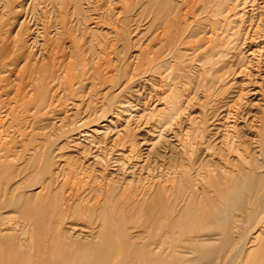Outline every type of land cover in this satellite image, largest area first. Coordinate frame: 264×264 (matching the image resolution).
<instances>
[{
    "label": "rangeland",
    "instance_id": "rangeland-1",
    "mask_svg": "<svg viewBox=\"0 0 264 264\" xmlns=\"http://www.w3.org/2000/svg\"><path fill=\"white\" fill-rule=\"evenodd\" d=\"M1 1L0 39L5 35L0 40V112L10 113L6 112V126L0 119L4 126L0 128V159L3 158L0 160V201H4L2 195L5 190L15 183L20 184L22 179L17 195L28 194L30 198L22 199L21 210L12 207L2 213L0 264H223L232 246L221 245L218 228L214 231L207 229L214 220L217 221L219 212L216 209L218 203L214 205L206 198L209 199L212 192L213 199L216 197L218 200V191L224 187L221 178H234L235 171L239 172L246 163V157L254 159L258 153L260 155L264 142V0H240L237 13H230L232 15L224 13L227 0H216L212 6L222 8L223 12L213 20H208V0H143L142 6L136 8H132L130 0H111L112 5L110 0H84L79 6L81 12L75 9L76 0H66L61 4L58 0H44L46 4L41 9L36 6L29 20L32 19V27L39 40L43 38L40 41L45 42V45L42 43L43 48L49 56L44 68L40 67L43 70L38 67L32 70V65V69L28 66L29 70H25L35 88L30 102L23 101L24 80L17 83L13 78L9 80L13 83L10 84L3 79L6 74L1 75L17 51L15 46L12 48L17 37L14 36L13 21L6 9L7 1ZM105 2L108 9L111 8V15L106 13L107 6L103 9L107 5ZM67 12L70 23L67 35L62 37L61 42H66L69 49L73 46L79 49L77 54L67 49L71 57H64L61 53L60 56L56 55L61 43H52L57 40V32ZM217 19L221 22L219 29L215 28ZM223 29L226 32L223 33ZM212 31H215L217 38L226 39L224 45V41L222 43L218 38L219 44L224 47L217 51L222 53L213 57L210 50L213 49L212 42L217 45L219 41L216 37L218 42L212 41L215 36ZM48 32L52 37L43 36ZM212 33L214 35L211 37ZM8 38H12L10 44ZM2 44L8 46L11 55ZM172 46L182 51L172 54L169 49ZM4 48L8 54L2 50ZM3 52L6 56H3ZM1 56L7 61L2 60ZM151 59L154 60L153 66H148ZM140 60H143L142 63ZM139 63L141 66L144 64L141 67ZM157 63L160 65L155 67ZM72 67L74 69L71 70ZM142 69L144 72H141ZM53 73H57V78L50 82L49 87L48 80ZM25 74H21L23 79ZM103 76L110 78L106 81ZM42 77L45 82L41 83ZM68 81L71 85L74 82L72 87ZM1 82L7 84L4 86ZM45 87H49L48 93L54 96L52 101L50 99L53 108L49 114L40 109ZM173 93L180 96L182 105L178 114L172 117L173 104L169 101ZM112 99L115 101L112 102ZM106 105L112 109L109 110ZM18 118L24 120L19 121ZM229 139L232 143L227 142ZM237 141L240 144H236ZM236 150L242 152L236 153ZM7 153L11 155L7 156ZM4 159H8L7 162ZM28 164V170L8 184L7 175L14 173L15 167L23 165L21 168H25ZM44 164L54 175L55 188L52 191L42 187L43 181L51 177L39 170ZM37 166L39 171L35 170ZM68 168L75 170L70 172ZM34 170L40 174L38 179ZM69 172L74 176L70 178L72 180L65 177L69 176ZM27 175L29 178L26 181ZM61 183L63 188L60 187ZM74 186L79 188L81 203L76 202L67 210L59 195H66ZM143 186L147 190L142 189ZM53 191L57 192V196ZM5 204L3 207L7 206ZM22 211L27 213V217ZM55 225L58 230L53 228ZM259 232H264V226H260L257 234ZM21 235L26 238L23 236V239ZM257 236L254 234L250 239L248 252L254 248V259L247 264H264V240L256 242ZM45 245L46 249H43ZM195 249L196 252H193ZM11 252L14 254L10 259Z\"/></svg>",
    "mask_w": 264,
    "mask_h": 264
},
{
    "label": "bare ground",
    "instance_id": "bare-ground-1",
    "mask_svg": "<svg viewBox=\"0 0 264 264\" xmlns=\"http://www.w3.org/2000/svg\"><path fill=\"white\" fill-rule=\"evenodd\" d=\"M4 0H2L1 2H3ZM7 2L5 3V4H7V7H6V9H7V11L9 12V14H8V16L10 15V17H11V19H12V21H13V29H14V36H16L17 38L15 39V41H14V43H13V47H12V45H11V47L14 49V46H15V48L17 49V51H16V54H15V57H14V59H12V61L10 62V64H8L7 66H5V68L3 69V74H1L2 76L4 75V74H6V76H5V78H3L4 79V81H9V80H13V78H14V80H15V82H17V83H19L20 81H21V79L22 80H24L25 81V83H23V85H24V89L22 90L23 91V101H27V102H30V100H31V96H33V94H34V89H33V83L32 82H30V78L28 77V76H26V74H25V70H26V68H27V70H29L28 69V66H30V65H32V66H34V67H32L31 68V66L29 67V68H31L32 70H34V68L36 69V67H38V68H40V67H42V68H44L43 67V65L46 63V61H48V52L47 51H45V49L43 48V44L45 43H43L42 41H40L41 39H43V38H41L40 40H39V37L38 36H36V34L34 33V28L32 27V19L31 20H29L30 19V17L32 16L33 17V13L35 12L34 10H36V6L38 7L39 6V8L41 7V6H43V5H45L46 3H45V1L44 0H36V1H33V0H6ZM47 1H49V0H47ZM52 1V0H51ZM63 1H66V0H58V2H59V4H61ZM82 1H84V0H76V11H78V12H81L82 11V9L80 10L79 9V6H80V4L82 3ZM131 1V4H132V8H136V7H138V6H142V2H143V0H130ZM130 1H128V2H130ZM171 1V0H170ZM198 1V0H197ZM215 1L216 0H208V5H207V7H206V11L209 13V15H210V19H209V17H208V20H213V18L214 17H217V16H219V15H221L222 14V12H223V9L222 8H214L213 6H212V4H214L215 3ZM232 1H233V3H234V5H232L233 3H232ZM250 1V0H249ZM108 2V1H107ZM110 2H111V0H110ZM173 2V1H172ZM4 3V2H3ZM52 3V2H51ZM84 3V2H83ZM112 3L113 2H111V5H112ZM178 3V2H177ZM177 3H176V6H177ZM231 3V4H230ZM37 4V5H36ZM66 4H67V2H66ZM89 4V3H88ZM105 4H107L106 2H105ZM227 7H225L224 8V13H227L228 15L230 14V13H232V14H236L237 13V9H238V7L240 6V0H227ZM246 4V3H245ZM104 5V4H103ZM126 5H127V2H126ZM146 5V4H145ZM168 5V4H167ZM51 6L53 7V5L51 4ZM59 6H61V5H59ZM82 6H84V4L82 5ZM105 6H107L106 8H105ZM5 7V6H4ZM60 8V7H59ZM105 8V10H107L108 12H106V13H109L110 12V10H111V8H109L108 9V4L107 5H104V7H103V9ZM176 8V7H175ZM41 9V8H40ZM102 9V10H103ZM122 9V8H121ZM87 10V9H86ZM104 10V11H105ZM140 10V9H139ZM138 10V11H139ZM58 11H59V9H58ZM131 11H132V9H131ZM38 12V11H37ZM113 12V11H112ZM111 12V13H112ZM116 12V11H115ZM119 12H121V11H119ZM137 12V11H136ZM57 13V12H56ZM114 13V12H113ZM117 13H118V11H117ZM154 13H156V11L154 12ZM175 13V12H174ZM39 14V13H38ZM110 14V13H109ZM159 14H160V11H159ZM232 14H230V15H232ZM6 15H7V13H6ZM71 15V14H70ZM111 15V14H110ZM114 15V14H113ZM118 15V14H117ZM125 15V14H124ZM133 15V14H132ZM151 15V14H150ZM206 15L208 16V14L206 13ZM237 15H239V14H237ZM3 16V15H2ZM108 17V16H107ZM120 17L121 16H119V19H120ZM153 18L154 17H156V15L155 16H152ZM169 17V16H168ZM118 17H116V19H117ZM123 18H124V16H123ZM153 18L151 19V20H153ZM226 18L228 19L229 17H227L226 16ZM231 18V17H230ZM234 18H235V15H234ZM11 19H9L10 21H11ZM36 19V18H35ZM69 19H70V16L68 15V12H67V14H65V16H64V19H63V21H62V27L60 28V30H59V32H57V29H56V32H57V40H53L52 41V43H54V41H56V43H58L57 45H59V43H61V46H59L58 48H57V50H56V53H58V54H56L54 51V53L56 54V55H61V54H63V56L64 57H67V56H69L67 53H68V51H67V49H69V48H67V43L66 42H61V40H63L62 39V37H66V35H67V32H68V27H69ZM91 19V18H90ZM90 19H88V21L90 20ZM115 19V20H116ZM156 19V18H155ZM169 19V18H168ZM4 20V19H3ZM2 20V21H3ZM80 20V19H79ZM173 20V19H172ZM229 20V19H228ZM1 21V20H0ZM38 21V20H37ZM56 21H57V19H56ZM87 21V22H88ZM155 21V20H154ZM153 21V22H154ZM216 21V25H215V28L217 29V27L218 26H220L221 24V22H220V20L219 19H217V20H215ZM215 21H213V22H215ZM223 21V20H222ZM226 21V20H225ZM235 21V20H234ZM212 22V23H213ZM226 22H228V21H226ZM230 22V21H229ZM236 22H237V19H236ZM81 23V22H80ZM168 23H169V20H168ZM212 23H211V25H212ZM222 23H224V21L222 22ZM233 23V22H232ZM235 23V22H234ZM238 24H239V22H237ZM1 24H2V22H1ZM0 24V25H1ZM9 24H10V22H9ZM116 24H117V22H116ZM167 26L169 25V24H167V23H165ZM225 24H229V23H225ZM225 24H224V26H225ZM8 25V24H7ZM6 25V26H7ZM57 25V24H56ZM87 25H89V24H87ZM151 25V24H150ZM165 25V26H166ZM194 25V24H193ZM193 25H191L190 27H192ZM232 25V24H231ZM73 26V25H72ZM72 26H71V28H72ZM92 26H93V24H92ZM166 26V27H167ZM223 26V27H224ZM38 27V26H37ZM49 27V26H48ZM87 27H89V26H87ZM95 27V26H94ZM150 27V26H149ZM187 26H185L184 28H186ZM207 27H208V25H207ZM222 27V28H223ZM225 27H228V25H226ZM50 28V27H49ZM55 28H57L56 26H55ZM70 28V29H71ZM91 28H93V27H91ZM124 28V27H123ZM151 28V27H150ZM168 28V27H167ZM182 28H183V26H182ZM221 28V27H220ZM10 29H12V28H10ZM47 30H48V28H46ZM88 29H90V28H88ZM163 29H164V26H163ZM162 29V30H163ZM214 28H212V30H213ZM218 29H219V27H218ZM232 29V28H231ZM46 30V31H47ZM72 30V29H71ZM93 30H95V29H93ZM125 30V29H124ZM188 30H190V28L188 29ZM215 30V29H214ZM2 31V30H1ZM8 31H9V29H8ZM12 30H10V33H13V32H11ZM125 31H127V30H125ZM165 31V30H164ZM228 31V30H227ZM36 32H38L37 30H36ZM55 32V31H54ZM54 32H52V33H54ZM56 32H55V34H56ZM194 32V31H193ZM210 32H211V30H210ZM209 32V33H210ZM212 32H214V34H215V36L212 38V41H219V39L221 40V42L222 41H224V45H225V40H223L222 38H217L216 37V33H215V31H212ZM217 32V31H216ZM219 32V31H218ZM224 32H226V30L224 31V29H223V33ZM8 33V32H7ZM72 33V32H71ZM163 33V32H162ZM176 33V32H175ZM188 33V32H187ZM222 33V34H223ZM129 34V33H128ZM159 34V33H158ZM161 34V33H160ZM190 34V33H189ZM188 34V35H189ZM203 34V33H202ZM213 33H212V35H211V37L214 35ZM218 34V33H217ZM221 34V33H220ZM228 34V33H227ZM239 34V33H238ZM5 35V34H4ZM4 35H3V38H4ZM10 35V34H9ZM13 35V34H12ZM50 34H49V32L48 33H45V35H43L44 37H47V36H49ZM162 35V34H161ZM170 35V34H169ZM171 35H174V34H172L171 33ZM175 35H177V34H175ZM188 35H186V36H188ZM223 35H225V34H223ZM222 35V36H223ZM14 36H13V39H14ZM121 36V35H120ZM129 36V35H128ZM156 36H158V35H156ZM234 36V35H233ZM2 37V36H1ZM7 37H8V35H7ZM40 37H42V35H40ZM49 37H52V34H51V36H49ZM54 37H56V36H54ZM53 37V38H54ZM162 37V36H161ZM215 37L217 38V40L215 39ZM3 38H1L0 40H3ZM169 38H171V36L169 37ZM177 38V37H176ZM223 38H225V37H223ZM229 38V37H228ZM9 39V38H8ZM12 39V38H11ZM11 39H9L8 40V42L11 40ZM49 39V41H50V38H48ZM157 39V38H156ZM184 39H186V37H184ZM215 39V40H214ZM182 41H183V39H181ZM211 40V39H210ZM7 41V40H6ZM6 41H5V43L4 44H6ZM13 41V40H12ZM44 41H45V39H44ZM65 41V40H64ZM212 41H210V42H212ZM217 41V42H218ZM7 42V43H8ZM170 42H171V40H170ZM217 42H215V43H217ZM43 43V44H42ZM69 43V42H68ZM181 43V42H180ZM220 43V41L218 42V44L217 45H214V43L212 42V47L211 48H213V49H210L211 51H212V53H211V56L213 57L215 54H218V53H222V51H219V52H217L218 51V49L220 48V47H224V45H222V44H219ZM223 43V42H222ZM9 44H10V42H9ZM8 44V45H9ZM12 44V43H11ZM70 44L72 45V43L70 42ZM159 44H160V41H159ZM175 44V43H174ZM1 45V44H0ZM3 45V44H2ZM45 45V44H44ZM48 45V44H47ZM66 45V46H65ZM69 45V44H68ZM70 45V46H71ZM210 45H211V43H210ZM210 45H209V47H210ZM4 46V45H3ZM55 46H56V44H55ZM73 46V45H72ZM178 46H180V45H178ZM177 46V47H178ZM229 46V45H228ZM4 47H6V45L4 46ZM48 47V46H47ZM3 48V47H2ZM7 48V50H8V52H10L9 51V49H8V46L6 47ZM11 48V49H12ZM73 48H74V46H73ZM71 48L70 47V49H69V52H71L72 54L74 53V54H77L78 52H79V49L78 48ZM12 49V50H13ZM170 49V52L172 53V54H176L177 52H178V48L176 49V48H174L173 46L171 47V48H169ZM226 49H227V47H226ZM0 50H1V48H0ZM2 50H5V48L4 49H2ZM51 50V49H50ZM49 50V51H50ZM207 50V49H206ZM209 50V51H210ZM6 51V50H5ZM4 51V52H5ZM179 51H182V49H180ZM3 52V56H6V55H4L5 53ZM7 52V51H6ZM8 52H7V54H8ZM13 52V51H12ZM168 52V51H167ZM226 52V51H225ZM225 52H223V55L225 54ZM49 53H51V51L49 52ZM59 53H61V54H59ZM13 54V53H12ZM10 55H11V52H10ZM10 55H8V58H10L9 56ZM50 55H52V54H50ZM55 55V56H56ZM142 56V55H141ZM145 56H146V54H145ZM169 56V55H168ZM172 56V55H171ZM208 56H210V54H208ZM53 57V56H52ZM64 57H63V59H64ZM69 57H71V54H70V56ZM105 57V56H104ZM137 57H139V56H137ZM149 58H151L150 56H148ZM152 57H154V56H152ZM3 57L1 56V59H2ZM7 58V57H6ZM55 58V57H54ZM101 58V57H100ZM135 58V57H134ZM140 58V57H139ZM138 58V59H139ZM144 60H145V58L144 57H142ZM142 58H140V59H142ZM172 58V57H171ZM215 58H217V56L215 57ZM215 58L213 59V61L215 60ZM59 59V58H58ZM66 59V58H65ZM64 59V60H65ZM71 59V58H70ZM84 59V58H83ZM86 59V58H85ZM113 59V58H112ZM137 59V58H136ZM148 59V58H147ZM152 59H154V58H152ZM151 59V60H152ZM173 59V58H172ZM221 59V58H220ZM2 60H5V58L4 59H2ZM100 60V59H99ZM104 60V59H103ZM111 60V59H110ZM150 60V59H149ZM1 61V60H0ZM5 61H7V60H5ZM69 61H71V60H69ZM143 61V60H142ZM142 61L140 60L139 62L140 63H142ZM212 61V60H211ZM211 61H209V63L211 62ZM4 62V61H3ZM82 62H84L85 63V60H83ZM100 62V61H99ZM164 62V61H163ZM53 63V62H52ZM65 63H66V60H65ZM87 63V62H86ZM85 63V64H86ZM109 63V62H108ZM122 63V62H121ZM134 63V62H133ZM137 63V62H136ZM139 63V66H141V64ZM145 63V62H144ZM143 63V64H144ZM147 63H148V61H147ZM153 63H154V60H152V61H150V63H148L147 65L148 66H153ZM160 63H162V61L160 62ZM160 63L158 64H156L155 65V67H157V65H160ZM223 63V62H222ZM111 64H112V62H111ZM143 64H142V66H143ZM177 64V63H176ZM220 64V63H219ZM46 65V64H45ZM54 65V64H53ZM69 65V64H68ZM147 65H145L146 67H147ZM213 65V64H212ZM211 65V66H212ZM71 66H73V65H71ZM71 66H69V67H71ZM100 66V65H99ZM105 66V65H104ZM131 66V65H130ZM138 66V65H137ZM138 66V67H139ZM141 66V67H142ZM144 66V67H145ZM51 67H53V66H51ZM55 67V66H54ZM62 67V66H61ZM103 67V66H102ZM107 67V66H106ZM144 67H143V69H144ZM145 67V68H146ZM181 67V66H180ZM42 68H40V69H42ZM56 68V67H55ZM100 68V67H99ZM152 68V67H151ZM154 68V67H153ZM61 69V68H60ZM70 69V68H69ZM68 69V70H69ZM72 69H74L73 67L71 68V70ZM85 69V68H84ZM105 68H103L102 70H104ZM109 69V68H108ZM107 69V71H109ZM137 69V68H136ZM139 69H140V67H139ZM142 69V70H143ZM174 69H175V67H174ZM174 69H173V71H174ZM183 69H185V68H183ZM26 70V71H27ZM31 70V71H32ZM37 70H39V69H37ZM43 70V69H42ZM56 70V69H55ZM65 70H67V69H65ZM71 70H70V72H71ZM133 70V69H132ZM141 70V72H144V70L142 71ZM149 70H152V69H149ZM148 70V72H150ZM189 70V69H188ZM209 70V69H208ZM1 71V70H0ZM30 71V72H31ZM51 71H52V69H51ZM58 71V70H57ZM56 71V72H57ZM60 71V70H59ZM95 71H97V72H99L97 69H95ZM106 71V70H105ZM135 71V70H134ZM183 71V70H182ZM24 72V74H25V76L26 77H24V79L22 78V76H21V74ZM29 72V71H28ZM34 72V71H33ZM36 72V71H35ZM38 72V71H37ZM36 72V73H37ZM42 72V71H41ZM40 72V73H41ZM45 72V71H44ZM44 72H43V74H44ZM64 72V71H63ZM66 72V71H65ZM73 72H75V71H73ZM72 72V73H73ZM133 72V71H132ZM175 72V71H174ZM1 73V72H0ZM60 73V72H59ZM85 73H86V71H85ZM84 73V74H85ZM111 73V72H110ZM135 73V72H134ZM137 73V72H136ZM183 73H185V72H183ZM211 73V72H210ZM68 74V73H67ZM92 74H93V72H92ZM92 74H91V76H92ZM104 74V73H103ZM102 74V75H103ZM133 74V73H132ZM131 74V75H132ZM160 74V73H159ZM171 74H173V73H171ZM41 75L42 74H40V77H41ZM50 75H52V77H49V80H48V86L50 87L51 85V81H53V80H55L56 78H57V73H53V74H50ZM49 75V76H50ZM64 75V74H63ZM70 75V74H69ZM68 75V76H69ZM72 75V74H71ZM70 75V76H71ZM89 75V74H88ZM105 75V74H104ZM115 75V74H114ZM148 75V74H147ZM36 76H38L37 74H36ZM35 76V77H36ZM62 76V75H61ZM65 76V75H64ZM108 76V75H107ZM111 76H113V75H111ZM166 76V75H165ZM173 76V75H172ZM60 77V76H59ZM66 77V76H65ZM85 77V76H84ZM117 77V76H116ZM133 77V76H132ZM180 77V76H179ZM189 77V76H188ZM103 78H104V76H103ZM102 78V79H103ZM106 78V77H105ZM104 78V79H105ZM110 78V77H109ZM109 78H106V81H108L109 80ZM163 78V77H162ZM191 78V77H190ZM69 80V77H66V80ZM71 79H73V77L71 78ZM86 79V78H85ZM135 79V78H134ZM166 79V78H165ZM35 80V79H34ZM33 80V81H34ZM38 80V79H37ZM45 82V79L43 80V77L41 78V80H40V82ZM56 81V80H55ZM58 81H60L61 82V80H59L58 79ZM62 81H64V80H62ZM70 81V80H69ZM69 81H68V83H69ZM73 81V80H72ZM104 81V83L106 82L105 80H103ZM160 81V80H159ZM167 82H168V80H166ZM204 81V80H203ZM14 82V84H16ZM41 82V83H42ZM54 82V81H53ZM59 82V83H60ZM66 82V81H65ZM102 82V81H101ZM126 82V81H125ZM134 82V81H133ZM1 83H3V82H1ZM9 83H10V81H9ZM12 83V82H11ZM10 83V84H11ZM71 83V82H70ZM69 83V85L72 87L73 86V84H74V82H73V84L71 85ZM103 83V82H102ZM102 83H101V85H102ZM4 84V83H3ZM7 84V82L4 84V86ZM13 84V83H12ZM63 84H65L64 82H63ZM96 84H97V82H96ZM108 84V83H107ZM106 84V85H107ZM118 84H119V82H118ZM34 85H35V83H34ZM61 85V84H60ZM104 85V84H103ZM106 85H104V86H106ZM62 86H64V85H62ZM9 87V86H8ZM7 87V88H8ZM49 87L48 88H46V90H44V92L45 93H43L42 95H41V97H42V99H43V104L40 106V109L41 110H46L47 111V114H49V112H50V109L52 110V103L50 104V99H51V101H52V99H53V97L51 96V93H48V89H49ZM98 87V86H97ZM3 88V87H2ZM101 88H102V86H101ZM1 89V88H0ZM2 91V90H1ZM36 92V91H35ZM67 92H68V90H67ZM166 92V91H165ZM116 94V93H115ZM163 94V93H162ZM172 95V94H171ZM171 95L169 96V97H171ZM69 96H71V95H69ZM1 97V96H0ZM52 97V98H51ZM163 97V96H162ZM113 98H115V97H113ZM122 98V97H121ZM164 98H165V96H164ZM206 98V97H205ZM30 99V100H29ZM44 99H45V102H44ZM116 99V98H115ZM171 100L169 101V102H171L172 104H173V114L171 115L172 117L173 116H175V115H177L178 114V112L180 111V106L182 105V103H181V99H180V96H177V94L176 93H173V96H172V98H170ZM103 100V99H102ZM111 100V99H110ZM113 100V99H112ZM38 101V100H37ZM36 101V102H37ZM115 100H113L112 102H114ZM189 101H190V98H189ZM106 102V101H105ZM31 103H33V102H31ZM53 103H55V102H53ZM102 103V102H101ZM207 103V102H206ZM170 104V103H169ZM168 104V105H169ZM189 104V103H188ZM2 105V104H1ZM27 105V104H26ZM34 105V104H33ZM110 105H111V103H110ZM4 106V105H3ZM30 107H31V104L29 105ZM36 106V105H35ZM54 106H55V104H54ZM112 106H113V103H112ZM190 106V105H189ZM1 107V106H0ZM5 107V106H4ZM52 107V108H51ZM64 107V106H63ZM104 107H105V105H104ZM106 107H107V105H106ZM109 107V108H108ZM107 108L109 109V110H111L112 108L110 107V106H108ZM188 107V106H187ZM39 108V107H38ZM37 108V109H38ZM56 108V107H55ZM1 109V108H0ZM5 109V108H4ZM28 109H29V107H28ZM27 109V110H28ZM36 109V110H37ZM64 109V108H63ZM183 109V108H182ZM26 110V111H27ZM40 110V111H41ZM106 112L107 111H109V110H106V109H104ZM0 111H2V109L0 110ZM4 111V110H3ZM43 111H41V115L43 114L42 112ZM55 111V110H54ZM113 111V110H112ZM7 112V111H6ZM6 112H4L5 113V115L3 116V114L4 113H1L0 112V119H3V123L5 122L4 121V119L5 118H7V117H5L6 116ZM30 112V111H29ZM183 112V111H182ZM7 113H10V112H7ZM26 113H28V112H26ZM52 113V112H51ZM154 113V112H153ZM177 113V114H176ZM107 114V113H106ZM105 114V115H106ZM8 115V114H7ZM28 114H26V116H27ZM39 115H40V113H39ZM44 115V114H43ZM22 116V115H21ZM24 116V115H23ZM22 116V117H23ZM51 116H52V114H51ZM119 116V115H118ZM28 117V116H27ZM30 117V116H29ZM106 117V116H105ZM103 118V117H102ZM157 118V117H156ZM175 118V117H174ZM23 119V118H22ZM22 119H20L21 121H22ZM25 119H27L26 117H25ZM6 120V119H5ZM18 120H19V118H18ZM19 120V121H20ZM24 120V119H23ZM30 121V119L29 120H27V122H29ZM176 121V120H175ZM24 122V121H23ZM22 122V123H23ZM176 123V122H175ZM254 123V122H253ZM4 125H5V123H4ZM260 125V124H259ZM6 126V125H5ZM2 127H4L3 125H2V123H0V128H2ZM3 129H5V128H3ZM3 129H1V130H3ZM198 129V128H197ZM260 129V128H259ZM193 130V129H192ZM199 130V129H198ZM235 130V129H234ZM4 135V133H2V135L1 136H3ZM235 136V135H234ZM233 136V137H234ZM237 137H238V134L236 135ZM257 137V136H256ZM3 140L5 139V138H2ZM6 139H7V137H6ZM195 139H197L196 137H195ZM194 139V140H195ZM208 139V138H207ZM232 139V138H231ZM236 139V138H235ZM238 139V138H237ZM254 140H255V138H253ZM233 140V139H232ZM183 141H185V140H183ZM224 141V140H223ZM234 141V140H233ZM263 141H264V137H263ZM1 142H4V141H1ZM7 142V141H6ZM195 142V141H194ZM228 143L229 142H231L232 143V141L229 139V141H227ZM257 142V141H256ZM47 143V142H46ZM190 143H191V141H190ZM196 143V142H195ZM227 143V144H228ZM237 143H239V141H237L236 142V144ZM1 145H2V143H0ZM4 144V143H3ZM6 144V143H5ZM10 144V143H9ZM57 144V143H56ZM240 144V143H239ZM238 144V146L240 147V145ZM52 145V144H51ZM55 145V144H54ZM54 145H52V146H54ZM192 145V144H191ZM201 145V144H200ZM202 146H203V144H202ZM237 146V147H238ZM9 147V146H8ZM50 147V146H49ZM49 147H47L46 149H48L49 150ZM187 147H188V145L186 144V149H187ZM194 147H195V144H194ZM194 147L192 146V148L194 149ZM36 148V147H35ZM34 148V149H35ZM43 148H44V146H43ZM234 148H236V147H234ZM200 149V148H199ZM237 149V148H236ZM239 149V148H238ZM255 149H257V148H255ZM43 150V149H42ZM53 150V149H52ZM253 150H254V148H253ZM12 151V150H11ZM15 151V150H14ZM13 151V152H14ZM49 151H51V148H50V150ZM48 151V152H49ZM206 151V150H205ZM234 151V150H233ZM237 152L236 153H238V152H242V151H238V150H236ZM250 151V150H249ZM255 151V150H254ZM13 152H11V153H13ZM48 152H45V153H47L48 154V156H50L49 155V153ZM52 152V151H51ZM207 152V151H206ZM21 153V152H20ZM35 153H37V152H35ZM43 153H44V151H43ZM256 153V152H255ZM254 153V154H255ZM258 153V152H257ZM0 154H2V152L0 153ZM8 154V153H7ZM47 154H46V156H47ZM190 154V153H189ZM188 154V155H189ZM243 154H244V152H243ZM9 155H11L10 153L7 155V156H9ZM41 155H44V154H42L41 153ZM191 155V154H190ZM251 155H252V152H251ZM6 156V157H7ZM16 156V155H15ZM28 156V155H27ZM45 156V157H46ZM5 157V158H6ZM14 157V155L12 156V158ZM44 157V156H43ZM43 157H41V159L43 158ZM183 157V156H182ZM191 157H193V156H191ZM212 157V156H211ZM9 159H10V157H8ZM184 158V157H183ZM244 158V157H243ZM254 158V157H253ZM1 159H3V158H1ZM0 159V160H1ZM182 159V158H181ZM189 159H192V158H190L189 157ZM235 159V158H234ZM5 160V159H4ZM8 160V159H7ZM7 160H5L6 162H7ZM15 160V159H14ZM47 160H49V158L47 159ZM84 160V159H83ZM235 160H237V159H235ZM235 160H234V162H235ZM3 161V160H2ZM1 161V162H2ZM5 161H3L4 163H6ZM46 161V160H45ZM233 161V160H232ZM244 161H246V163H244L242 166H241V168H240V171L238 172H236L235 171V176H234V178H226V177H224V178H221V180H222V182H223V189L221 188V189H219V191H218V193H220V198L217 200L216 199V197H214V199H213V197L211 196V194H212V192H210L211 194H209V199L208 198H206L207 200H209L212 204H214L215 205V203H218V205L216 206V209L218 210V212H219V214H218V217H217V221L216 222H214L213 221V224L212 225H210V227H207V229L208 230H210L211 229V231H214L215 230V228L217 229H219V233H218V236H219V234L221 235V237H222V239H221V245H223V246H226V247H228V246H232V250H231V247H230V254L229 255H227V257H225V261L223 262V264H242V263H248V262H250L252 259H254V254H253V247H252V251H249L248 252V245L250 244V242H251V237H252V235H258L257 237H256V242H259V243H261L263 240H264V232H259V234H257L258 233V231H259V228H260V226H264V170H262V168H264V142H263V144H262V148H261V151H260V155H259V153H258V157H255L254 159H249L248 157H246L245 159H244ZM190 162H192L191 160H190ZM10 162L8 161V164H9ZM46 163V162H45ZM25 164V163H24ZM40 165H41V161H40V163H39ZM65 165V164H64ZM67 165V164H66ZM68 165H70V164H68ZM67 165V166H68ZM226 165H228V164H226ZM10 166V165H9ZM21 166H23V165H21ZM21 166L20 167H15L16 168V170H15V172L14 173H11V174H9V176L7 175V179H8V184H11V183H13V182H15V180L17 179V178H20L21 177V175H23V172L25 171H27L28 170V168H29V164H28V166L27 167H25V168H21ZM245 166H248V167H246V168H244ZM71 167H72V165H71ZM38 168H39V166H37V169H35V170H38ZM63 168V167H62ZM70 168V167H69ZM68 168V169H69ZM73 168V167H72ZM74 168H75V166H74ZM77 168H79V167H77ZM76 168V169H77ZM81 168V167H80ZM201 168V167H200ZM65 169H66V166H65ZM34 170V171H35ZM39 170L41 171V172H46L48 175H51V177L49 178V179H47V180H44L43 181V184H42V187L44 188V190H48V191H52L51 189H54L55 188V186H54V188H53V185L55 184L54 183V175L52 176V174H51V172H52V170H50L48 167H46L45 166V164H44V166H40V168H39ZM38 170V171H39ZM70 170V169H69ZM71 170H75V169H71ZM71 170H70V172H71ZM230 170V169H229ZM262 170V171H261ZM10 172H12L11 170H9ZM57 171V170H56ZM59 171V170H58ZM63 171H64V169H63ZM66 171V170H65ZM77 171V170H76ZM70 172H69V176H65V177H68V179H70L72 176H71V174H70ZM32 173V172H31ZM33 173H36L37 174V172L35 171V172H33ZM56 173V172H55ZM62 173H64V172H62ZM38 174H39V172H38ZM37 174V179L39 178L38 176L40 175H38ZM56 174H58V172L56 173ZM65 174H67V172L65 173ZM75 174V173H74ZM193 174H195V173H193ZM193 174H191V176L193 175ZM33 175H35V174H33ZM42 175H43V173H42ZM41 175V176H42ZM82 175V174H81ZM30 176H32V175H30ZM36 177V176H35ZM61 178H62V175L60 176ZM74 177V176H73ZM73 177H72V179H73ZM26 178V181H27V178H29L28 177V175H27V177H25ZM42 178V177H41ZM216 177H214V178H210L211 180L212 179H215ZM66 179V178H65ZM72 179H70V180H72ZM24 179H22V181H23ZM35 180H36V178H35ZM64 180V179H63ZM63 180H62V182H63ZM67 180V179H66ZM78 180V179H77ZM21 181V180H20ZM21 181V182H22ZM37 181V180H36ZM73 181H75V180H73ZM21 182H20V184H18V183H15V184H13V185H11V186H9L6 190H5V192H4V195H2L3 197V199H4V201H0V226L2 225V223H3V220H2V215L4 214L3 213V211L4 210H7V209H10L11 210V208L13 207V208H16V207H18L19 208V210H21L23 207L21 206V201H22V199H24L25 197H27V198H30V197H28V194H21V195H17V192L18 191H20L21 190ZM78 182H80V180L78 181ZM39 183L41 184V179L39 180ZM77 183V182H76ZM83 182H82V180H81V184H82ZM106 183V182H105ZM23 184V183H22ZM37 184V183H36ZM40 184H38L39 186H40ZM75 184V183H74ZM80 184V185H81ZM86 184V183H85ZM61 185L63 186V184L61 183L60 184V187H61ZM68 185V184H67ZM72 185H73V183H72ZM78 185V184H77ZM79 185V186H80ZM90 185V184H89ZM168 185V184H167ZM35 186V185H34ZM69 186V185H68ZM71 186V185H70ZM69 186V187H70ZM162 186V185H161ZM32 187H33V185H32ZM42 187H40V188H42ZM74 187H76V186H74ZM74 187H71V189H69L68 191H67V193H65L66 195H59V196H62V202H63V205H64V207L67 209V210H70L71 208H72V206H73V204H76V202L77 203H81V199H80V197H81V195L79 196L78 194H79V188L77 189V187H76V190L74 189ZM82 188H83V186H81ZM191 187V186H190ZM3 188H4V186H3ZM43 188H42V191H43ZM59 188V187H58ZM58 188H56L57 190H58ZM61 188H63V187H61ZM144 188V186L142 187V189ZM151 188V187H150ZM163 188H165V186L164 187H162V189ZM38 189H39V187H38ZM81 189V188H80ZM104 189H105V187H104ZM106 189H108L107 187H106ZM144 189H146L147 190V188L145 187ZM56 190V191H57ZM99 190V189H98ZM97 190V191H98ZM102 190V189H101ZM42 191H40L41 193H42ZM63 191V190H62ZM61 190H60V192H62ZM70 191V192H69ZM81 191V190H80ZM22 192H24V191H22ZM26 193H27V191H25ZM34 192V191H33ZM54 192V191H53ZM86 192H87V190H86ZM105 192V191H104ZM149 192V191H148ZM35 193L36 192H34L33 194H34V196L33 197H35L36 198V195H35ZM37 193H38V190H37ZM48 193V192H47ZM81 193V192H80ZM143 193H144V190H143ZM168 193V192H167ZM32 194V193H31ZM31 194H30V196H31ZM56 194V195H55ZM101 194V193H100ZM99 194V195H100ZM49 195V194H48ZM54 195L55 196H57V192L55 193L54 192ZM98 195V196H99ZM142 195V194H141ZM181 195V194H180ZM96 196V195H95ZM124 196V195H123ZM38 197V196H37ZM101 197H102V195H101ZM182 197V196H181ZM181 197H180V199H181ZM34 198V199H35ZM47 197H45V199H46ZM95 198V197H94ZM48 199V198H47ZM51 199H52V197H51ZM50 199V200H51ZM98 199H100V197L98 198ZM179 199V200H180ZM101 200V199H100ZM34 201V200H33ZM59 201V200H58ZM96 201H97V199H96ZM96 201L94 202V203H96ZM27 202V201H26ZM35 202V201H34ZM61 202V203H62ZM99 202V201H98ZM98 202H97V204H98ZM194 202H196V201H194ZM6 203V204H5ZM7 205V206H4L3 207V205ZM27 204H28V202H27ZM84 204V203H83ZM88 205L90 206L91 204H89L88 203ZM43 206H44V204H43ZM83 206V205H82ZM31 207V206H30ZM110 207V206H109ZM39 208H41L40 206H39ZM194 208V207H193ZM193 208H192V210H193ZM46 209V208H45ZM18 210V211H19ZM84 210V209H83ZM98 210V209H97ZM9 210H7V212H8ZM42 211V210H41ZM23 213H25V216L27 217V213L26 212H24V211H22ZM69 212V211H68ZM191 212V211H190ZM3 213V214H2ZM64 214V213H63ZM237 214V215H236ZM49 215V214H48ZM41 216H42V214H41ZM62 217H63V215H61ZM47 217V216H46ZM46 217H45V219H46ZM29 218H30V216H29ZM40 218V217H39ZM38 218V219H39ZM64 218V217H63ZM62 218V219H63ZM66 218V217H65ZM61 219V218H60ZM40 220V219H39ZM42 220V219H41ZM47 220V219H46ZM57 220V222H60L58 219H56ZM64 220V219H63ZM251 220V221H250ZM23 221H24V219H23ZM22 221V222H23ZM43 221V220H42ZM20 222V221H19ZM25 222V221H24ZM23 222V223H24ZM28 222V221H27ZM26 222V223H27ZM32 222V221H31ZM34 222V221H33ZM35 222H37V221H35ZM40 222V221H39ZM42 223V222H41ZM189 223V222H188ZM18 224V223H17ZM27 225V224H26ZM246 225H247V227H246ZM20 226H22L21 225V222H20ZM41 226H43V225H41ZM48 226V228H49V224L47 225ZM53 226V225H52ZM6 227V226H5ZM8 227V226H7ZM58 227V226H57ZM56 227V225H55V227H53V228H57ZM77 227V226H76ZM23 228V227H22ZM28 228V227H27ZM16 229V228H15ZM15 229H13V230H15ZM19 229V228H18ZM18 229H16V230H18ZM98 229V228H97ZM99 229H100V227H99ZM48 230V229H47ZM56 230V229H55ZM54 230V231H55ZM57 230H58V228H57ZM89 230V229H88ZM205 230V229H204ZM207 230V231H208ZM8 231V230H7ZM11 231H12V229H11ZM18 231H20V229L18 230ZM13 232V234L15 233L14 231H12ZM29 232V234H30V231H28ZM37 232H38V230H37ZM26 233V232H25ZM48 233V232H47ZM211 232H209V234H210ZM36 234V233H35ZM41 234V233H40ZM40 234H39V236H40ZM54 233H52V235H53ZM96 234V233H95ZM208 234V235H209ZM71 235V234H70ZM211 235H212V233H211ZM210 235V236H211ZM18 236V235H17ZM22 236V238L24 239V235H21ZM24 236V237H23ZM30 236V235H29ZM54 236V235H53ZM216 236V235H215ZM28 237V236H27ZM41 237H43V236H41ZM56 237V236H55ZM204 237V236H203ZM202 237V238H203ZM254 237V236H253ZM18 238V237H17ZM17 238H15V239H17ZM21 238V237H20ZM21 238V239H22ZM26 238V237H25ZM29 238V237H28ZM207 238H208V236H207ZM210 238V237H209ZM21 239H20V241H21ZM204 239H206V238H204ZM13 240H14V238H13ZM40 240H41V238H40ZM43 240V239H42ZM215 240V239H214ZM253 240V239H252ZM165 241V240H164ZM208 241V240H207ZM212 241H213V239H212ZM219 241V240H218ZM35 242V241H34ZM45 242V241H44ZM91 242H92V240H91ZM215 242V241H214ZM16 243V242H15ZM42 243V242H41ZM196 243H199V242H196ZM212 243V242H211ZM210 243V244H211ZM46 244V243H45ZM208 245V244H207ZM92 246V245H91ZM205 246H206V244H205ZM28 247V246H27ZM37 247H38V244H37ZM43 247H44V245H43ZM42 247V248H43ZM197 247V246H196ZM211 247V246H210ZM255 247V246H254ZM198 248V247H197ZM2 249V248H1ZM43 249H46V245H45V248H43ZM199 249V248H198ZM64 250H65V247H64ZM203 250V249H202ZM205 250V249H204ZM218 250V249H217ZM39 251L40 250H38V253H39ZM3 252V251H2ZM64 252V251H63ZM119 252V251H118ZM193 252H196V249L193 251ZM215 252H216V250H215ZM12 254H10L11 256H9V258L11 257V258H13L12 257V255L14 254V252H11ZM41 253H42V251H41ZM213 253V252H212ZM44 254V253H43ZM43 254H41V255H43ZM36 255V254H35ZM38 255H40V254H38ZM61 256V255H60ZM208 256V255H207ZM8 257V256H7ZM8 258V259H9ZM10 258V259H11ZM200 258V257H199ZM221 258H222V256H221ZM197 259V258H196ZM259 260V259H258ZM1 261H2V259H1ZM0 261V262H1ZM8 261V260H7ZM189 261V260H188ZM191 261V260H190ZM193 262H196V261H193ZM10 263V262H9ZM192 263V262H191ZM212 264L214 263V262H211ZM154 264V263H153ZM190 264V263H189ZM209 264V263H208Z\"/></svg>",
    "mask_w": 264,
    "mask_h": 264
}]
</instances>
